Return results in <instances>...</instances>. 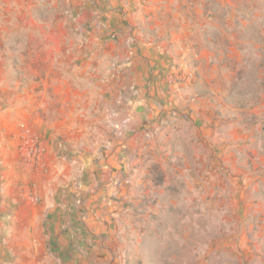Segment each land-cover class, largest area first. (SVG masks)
<instances>
[{
    "label": "rangeland",
    "instance_id": "374dc122",
    "mask_svg": "<svg viewBox=\"0 0 264 264\" xmlns=\"http://www.w3.org/2000/svg\"><path fill=\"white\" fill-rule=\"evenodd\" d=\"M31 1L16 0L15 7L10 5L9 0H1L0 4V51L4 60L0 69V116H10L0 120V138L8 145L4 153H0V187L9 188L10 194L15 198V202L5 201V206H0V264H168V259L163 260V255L176 250L175 245L173 249H168L169 243L183 240L184 237L182 233L169 232L168 228H193L195 231L191 235L192 241L194 245H200V242L206 240L205 235L200 232L205 227L212 232L216 226L224 227L223 224L256 223L254 217L248 214L249 211L248 215L239 220L235 217L239 216L238 213L243 214L248 205L242 206L247 201L238 200V195L233 196L230 191L233 188L230 178L235 177V174L227 165L223 173L221 170L217 172L215 166L209 170L214 173L213 176L217 173L224 177L223 185L200 184L201 168L193 169L194 181L190 185L185 182L184 175L176 176L180 172L183 174L182 165L175 172L173 168L160 170L154 164L144 169L131 165L130 161L136 159L135 147V155L132 153L131 158L127 159L129 164H119L112 157V152H117L120 147L121 134L127 131L130 145L136 146L134 133L142 127L155 130L152 125L162 124L163 127L152 131L149 136L151 140L145 143L149 145L154 141L156 144L176 145L180 152L176 160L181 159V164L184 160V147L191 141H194V145L200 143V132L195 131V128L201 122H196L190 116L192 109L189 106L175 105L174 102L165 104L162 100L165 95V98L170 95L167 85L183 84L167 80L168 76L179 71V65L174 71L162 75L161 81L165 86L162 89L153 87L152 73L147 78L140 72L136 76L134 72L124 73L127 79H122L120 66L116 64L114 72L106 81L104 75H96L94 54H86L84 51L97 49V45L93 46V41L86 34L82 36L81 46L78 47L77 40L72 41V37L76 38L80 31L84 18L105 13H94V6L104 4L105 0H42L47 3L33 0L34 5L30 11L27 4ZM109 2L115 7L114 0ZM138 2L143 4V0H129L132 5ZM73 9L78 10V14ZM62 17H67V20L66 24L60 25ZM71 17L77 18L73 24L69 22ZM85 29L88 30V27ZM58 32L69 35L67 41L62 42L63 47L59 45L68 52L58 55L56 64H61L62 68L54 65V74L48 76L57 78L61 69V75L66 77V81L63 86L59 85L57 94L66 92L65 87H68L67 92L62 98L51 94L50 100L44 98L40 101V96L36 94L44 90L45 72L48 69L46 53L43 52L47 45L45 36L47 33L54 35ZM74 32L77 33L72 36ZM116 32L112 30L109 33V39L114 45L119 42ZM28 34H33V40L26 37ZM14 35H17L16 43L13 42ZM131 37L135 38L134 35ZM132 42L135 43L133 39L130 40ZM261 43L263 41L258 42ZM241 44L244 55L241 58L234 55L226 57V60L222 58L221 62L227 64V73L214 71V80L221 87L227 86V97L223 100L241 103L243 111L240 115L246 116L257 106V101L264 102L261 97L264 96L261 95L264 93V71H260L264 67V57H253L251 47L254 41L246 39ZM124 45L128 48L127 43L124 42ZM129 45L131 48L132 44ZM104 46L106 47L103 49L108 48L107 45ZM137 47L141 50L139 45ZM28 50H33L35 60L29 66L30 61L26 58ZM15 51L17 57L12 56ZM217 59L214 57L210 63ZM16 63L17 68L14 67ZM78 65L82 66L84 79L80 91L86 86L90 88L97 81L93 89H87L82 94L84 98L90 91L93 93L91 97L95 101L92 105L83 106L76 101L77 92L71 84H75L72 79L76 77L73 70ZM186 69L192 74L190 82L185 84L189 86L194 83L198 73L191 66L187 65ZM226 78L229 79L225 80ZM141 80L145 81L146 86L139 89L138 86L143 84ZM126 81L128 88L124 87ZM199 82V87L189 93V98L204 97L209 92L201 85L202 81ZM47 91L53 90L47 88ZM109 98L112 99L111 104L108 103ZM261 108L264 112V105ZM168 112L171 118L167 115ZM161 113H166V116ZM79 116H86L88 119L82 120ZM108 119L112 121L110 126ZM24 125L41 141V165L29 166L22 160L20 145ZM77 128L88 131L86 141L83 139L82 143L79 142L80 130ZM187 130L193 133L189 140L184 133ZM230 131L231 128L228 129L229 133ZM97 132L102 136H96ZM104 134L107 138L103 137ZM108 135L112 137L109 139ZM217 154L214 150L211 159L215 160ZM104 163H108L111 169L108 171V178L101 179L102 170L94 168L104 166ZM94 172L96 174L91 175ZM165 176L167 183L165 181L166 184L163 185ZM110 186L115 188L111 191ZM223 187V199L216 200L217 196H221L218 191L221 192ZM128 190H131L130 195L125 198ZM32 196L37 200H31ZM190 196L192 200H189ZM220 201L225 203L224 217L216 216L210 211ZM15 207H18V213L16 217L10 218V212ZM112 208L115 209L114 213L111 212ZM189 213L191 217H186L185 214ZM222 236L224 232L212 233L209 240L214 241ZM261 239L264 240V234ZM241 241L240 249L243 243L249 244L247 237H242ZM260 242L264 243L259 239ZM247 249L242 248L239 260L226 257V263L264 264V257L249 260ZM201 254L200 249L192 264H203Z\"/></svg>",
    "mask_w": 264,
    "mask_h": 264
},
{
    "label": "crops",
    "instance_id": "0c3cea01",
    "mask_svg": "<svg viewBox=\"0 0 264 264\" xmlns=\"http://www.w3.org/2000/svg\"><path fill=\"white\" fill-rule=\"evenodd\" d=\"M39 1L40 0H34V2L37 3ZM9 2L10 5H14L15 7L16 0H9ZM45 2L41 0V3ZM110 3L109 0H105L104 4L95 5L94 13L98 11H105V13L100 12V16L97 15L92 18H84L83 24L79 27L80 31L72 34V36H74V34L77 33L76 38L72 37V41L77 40L79 42L78 47L82 45L81 40L84 34L88 35V39L93 41V46L97 45V49L84 50L86 54L91 52L92 55L94 54L95 56L93 61L96 60V62H94L96 75H104L107 81V77L114 72V64H116L118 67L120 66L119 69L121 70L122 79H127L124 73L128 74L129 72H134V76H136L137 72H140L145 75L146 78L152 73L154 79L152 80L154 84L153 87L157 89L161 87L162 89V87H165L161 81L164 73L174 71L178 65L180 68H186L187 65L189 67L191 66L194 68L195 72L198 73L194 83L189 86L185 84L167 85L166 89L170 95H168L167 98H165V95L162 97V100L165 104L174 102L175 105L189 106L192 109L190 116L194 118L196 122H201L200 126L195 128V131L200 132L199 136L201 137V141L195 145L194 141H191L188 146L184 147L183 164L179 162L181 159L176 160L177 154L180 153L176 149L178 148L176 145L169 143H167L168 145L156 144L154 141L149 145L145 143V141L149 143V140H151L149 136H151L152 131L154 132L156 129L158 130L163 127L162 124L156 126L152 125L155 130L142 127L134 133L133 138L135 137L137 140L136 146H134V144L130 145L131 142L128 138V132L125 131V134H121V130L120 147L117 152L110 151L112 152L114 160L119 164L122 163L125 165L129 162L127 159L131 158L130 155L132 153L135 155L136 153V159L131 160L130 164H135L137 169H144L146 166L154 164V166L160 170L173 168L175 172V170L182 165L184 169L183 174L181 172L177 174L174 173V176L175 174L177 177H183L184 175L185 182L190 183V185L191 182L194 181L193 169L201 168L200 174L202 181L200 184L206 186L208 184L211 186L223 185L222 179L224 177L218 176L217 173L213 176L214 173L209 170L215 166L217 172L221 170L220 172L223 173L227 165L235 174V177L230 178L233 182V188L230 189V191H232L233 196L238 195V200L247 201V204H243L242 206L248 205L249 207L244 208L243 214L238 213L239 216L235 217L239 220L240 217L249 214L253 216L256 221V223H250L248 225L236 224L226 226L223 224L224 227L216 226L212 232L205 227V229H201L200 232L205 235L204 238L208 241L205 240L200 242V245H194L192 241L191 235L195 231L193 228L189 227L188 230H171V228H168L169 232H179L182 233L184 237L183 240H176L175 243H169L168 249H173L175 245L176 250L174 252L169 251L168 255H163V260L168 259V264H192L194 256L201 249V260L203 264H218L219 259L220 264H227L226 257L233 260L237 258V260H239L242 256L241 250L242 248L245 249V247H247L249 251V260L253 258L262 259L264 257V243H259V239L264 242V240L261 239L262 234H264V112L261 107L264 105V102L259 103L257 101V106L247 114L249 116L240 115V112L243 111L240 107L241 103L223 100L227 97V86L221 87L216 84L214 80V71L219 72L220 70L223 74H226L227 70L225 69H227V64L221 62L222 58L226 60V57L233 55L241 58L244 55V48L242 49L243 46L241 42L246 39L254 41V45L251 47L253 57H264V47L262 48V46H264V0H143V4L138 2V4H135L136 7L130 4L131 2L129 3V0H114L116 4H113V2L112 4L115 5V7ZM33 5V0L28 2V10L32 9ZM73 11L78 14V10L73 9ZM66 18L67 17H62L60 19V25L66 24ZM75 19L77 18L71 17L69 22L73 24ZM78 24L81 23L78 21ZM86 27H88V30L85 29ZM74 29H76V27ZM112 30H116L119 37V42L115 45L109 39V33ZM1 35L0 32V42ZM133 35L135 38L131 37ZM16 36L17 35L12 36L13 42L15 43ZM26 37H30V41L34 38L33 34H28ZM45 37L47 39V45L43 52L46 53L45 60L48 61L46 64L48 65V69L45 72L46 79L43 87L44 90L42 93L36 94V96H40V101L44 98L50 100L51 97L49 95L51 94H55L62 98V95L65 96L68 88H64L66 92L63 94H57L59 85L63 86V82L66 81V77L61 75V69L59 70L60 75L55 79L53 77L49 78L48 75L51 73L54 74V70H52V67H55L54 65H58L59 68H62L61 64H56V58L59 54H66L68 52L67 49L60 48L59 45L61 44L62 46V42L65 40L67 41L69 35L65 32H58L54 35H52V33H47ZM131 39H133L135 43H130ZM50 41H52V43ZM262 41L263 44H258V42ZM124 42L128 44V48H125L126 45H124ZM104 44L107 45L108 48L103 49V47H106ZM129 44H132L131 48ZM137 45L140 46L141 50H138L139 48ZM143 45L144 48L142 49ZM133 49H135V51H133ZM260 51H263V53ZM16 54L17 51H15L12 56L17 57L18 55ZM214 57L218 58L217 61L210 63V60ZM2 58L0 51V69L2 65H4V60ZM26 58L30 61L28 62V66L29 64H34L33 50H28ZM255 66L257 67V64H255ZM14 67L17 68V63ZM81 67V65H78L76 69L73 70L76 77H72V79L76 86L75 84L74 86L73 84L71 85L75 92H77L76 101L78 103H81L83 106L92 105L95 101L94 97H91L93 93L90 91L84 98L82 94H84L87 89H93L97 81L92 83L90 88L86 86V88L80 91L81 84L84 80ZM30 68L33 70L31 66ZM261 70L264 71V67L260 68V71ZM74 78H76V80H74ZM49 79L50 81H48ZM228 79L229 78H226L225 80ZM199 81H202L201 85H204L205 89L209 92L204 97L197 99L189 98V93L194 92L197 87H199ZM53 82L55 84H53ZM126 82L127 84H124V87L128 88V81ZM142 82L143 84L138 86L139 89L146 86L145 81L141 80V83ZM56 83H58V85H56ZM147 87L150 88L149 86ZM47 88H51L53 91L48 92ZM156 92L157 90L155 89V93ZM261 95H264V93ZM261 97L262 99L264 98V96ZM105 99L107 100V98ZM111 102L112 99L109 98L108 103L111 104ZM160 105L163 106V104ZM161 114L162 116H166V113ZM169 114L168 112L167 115ZM170 115L169 118L172 117ZM9 117L10 116H0V120ZM79 117L82 120L88 119L86 116ZM107 123L108 126H110L112 121L110 122L108 119ZM229 128L232 129L230 133L228 132ZM77 130H80L79 142L82 143L83 139L86 141V138H88V131L86 129L82 130V128H77ZM97 130H101L105 133L101 128H97ZM190 131L191 130H187V133L184 132L186 137H189L188 140L193 137V133ZM95 134L98 137L102 136L99 132ZM103 137L107 138V135L104 134ZM108 137L110 139L112 135H108ZM138 140H140V142H138ZM114 142L115 140L113 143ZM7 146L8 145L3 142L2 138H0V153H4ZM134 147L136 148L135 153L133 150ZM111 149L112 148H110V150ZM199 149H202L201 152ZM214 150H216L218 154L216 155L217 158L212 160L211 157ZM107 164L108 163L104 166H96L94 168L97 171L102 170L101 179L108 178V171L111 167ZM95 174V172L91 173V175ZM109 179L111 180L112 178L110 177ZM196 179L198 182V177H196ZM166 180L167 176H165L163 185L167 183ZM210 180L212 182H210ZM137 183L139 184V180ZM114 188L115 187L110 186L111 191ZM161 189L158 192H160ZM223 189L224 187L221 192L218 191V195L221 196H217L216 200L223 199V194H225V190ZM130 192L131 190H128V193L125 194V198L130 195ZM189 200H192V196H190ZM5 201L15 202V198L10 194L9 188L0 187V206L2 205V207H4ZM224 205V202L216 205L215 208L213 207L210 210L211 213H214L216 216L221 215L224 217L226 211ZM17 209L18 207H15L12 212H10V218L13 216L16 217L18 213ZM113 210L115 209L112 208L111 212L114 213ZM247 211H249L248 214ZM50 213L49 211V214ZM187 214H185L186 217H191L190 213L189 215ZM218 232H224V236L216 238L214 241L213 239L209 240L212 233ZM240 236L241 239L242 237H247V242H249V244L243 243L244 245L241 249L242 241ZM198 257L199 256H197V258Z\"/></svg>",
    "mask_w": 264,
    "mask_h": 264
},
{
    "label": "built area",
    "instance_id": "2783aa9c",
    "mask_svg": "<svg viewBox=\"0 0 264 264\" xmlns=\"http://www.w3.org/2000/svg\"><path fill=\"white\" fill-rule=\"evenodd\" d=\"M191 77L192 74L186 68H180L178 72L168 76L167 80L188 84ZM42 153L43 148L38 136L28 126L24 125L22 128V144L20 145L22 160L29 166L41 165ZM33 199L37 200L35 196L31 197V200Z\"/></svg>",
    "mask_w": 264,
    "mask_h": 264
}]
</instances>
